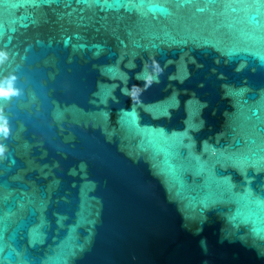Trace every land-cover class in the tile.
I'll return each instance as SVG.
<instances>
[{"label":"water","instance_id":"1","mask_svg":"<svg viewBox=\"0 0 264 264\" xmlns=\"http://www.w3.org/2000/svg\"><path fill=\"white\" fill-rule=\"evenodd\" d=\"M0 51V264H264V0H0Z\"/></svg>","mask_w":264,"mask_h":264},{"label":"snow or ice","instance_id":"2","mask_svg":"<svg viewBox=\"0 0 264 264\" xmlns=\"http://www.w3.org/2000/svg\"><path fill=\"white\" fill-rule=\"evenodd\" d=\"M116 2L119 3V0H116ZM107 6L111 7V4H109ZM261 60H262V62H264V57H261ZM129 123H130V126L137 127L136 124H135L134 117H133V119L131 121H129ZM137 131H140V129L138 127H137ZM150 135L153 136V137L158 136V137L164 139L165 141L167 140V137L165 136V133L162 130L161 131H154ZM149 142L150 143H154V141H151V140ZM161 150L165 151L166 154H167V150L166 149H161ZM197 160H198V158H197ZM237 164L239 166L243 167V164L241 162L237 161ZM201 171H203L202 168H201ZM169 174L173 175V176L175 175V167L172 166V165H169ZM182 186L183 185H181V187ZM231 189H232V186L229 185V191H231ZM233 196H234V198L237 201H251L253 194H252L251 190H246V191H244L242 193H233ZM216 202H217L216 200H211L210 201L207 197L204 200L201 201V203L204 205V207H208L209 203H216ZM255 202L258 205H260V206H264V200L258 199ZM231 219L233 221H237L238 220L239 223H243V224H246V225L247 224H251L252 225L251 231L254 234V236L256 238L264 240V221L257 222L255 220H253L251 218V216L244 215V214H242L240 212H237V214L234 217H232ZM39 235L40 234L38 232H34L33 233V241H35L38 238ZM50 264H63V261L60 260L59 258H56V259L52 260L50 262Z\"/></svg>","mask_w":264,"mask_h":264},{"label":"clouds","instance_id":"3","mask_svg":"<svg viewBox=\"0 0 264 264\" xmlns=\"http://www.w3.org/2000/svg\"><path fill=\"white\" fill-rule=\"evenodd\" d=\"M6 58H7V53L0 51V62L5 60ZM0 94L7 95V93H0ZM3 153H4V148L2 146H0V155H3Z\"/></svg>","mask_w":264,"mask_h":264}]
</instances>
